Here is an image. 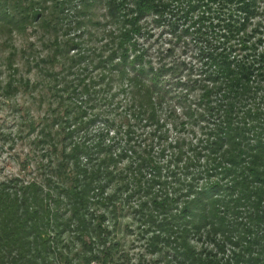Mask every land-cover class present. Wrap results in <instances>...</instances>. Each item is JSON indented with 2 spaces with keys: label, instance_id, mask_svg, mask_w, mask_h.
<instances>
[{
  "label": "trees",
  "instance_id": "16d2710c",
  "mask_svg": "<svg viewBox=\"0 0 264 264\" xmlns=\"http://www.w3.org/2000/svg\"><path fill=\"white\" fill-rule=\"evenodd\" d=\"M54 2L55 29L70 11L86 19L104 5L100 58L70 56L84 41L62 45L58 35L52 58L66 59L69 75L85 59L102 74L85 84L74 72L77 86L60 80L59 103L40 126L43 179L0 181V264H118V214L143 194L133 210L152 253L171 250L176 264H264V0ZM0 3V23L22 29L48 10H35L37 0ZM100 93L108 103L130 98L123 148L108 132L91 144L74 140L99 122L90 112ZM84 95L83 109L74 100ZM181 98L192 139L171 138L160 116ZM136 119L153 128L143 147ZM73 235L83 247L75 255Z\"/></svg>",
  "mask_w": 264,
  "mask_h": 264
},
{
  "label": "rangeland",
  "instance_id": "374dc122",
  "mask_svg": "<svg viewBox=\"0 0 264 264\" xmlns=\"http://www.w3.org/2000/svg\"><path fill=\"white\" fill-rule=\"evenodd\" d=\"M43 5H47L48 10L44 12L41 19H36L32 25L24 29L6 22L0 23V181L13 178H19L25 182L43 179L42 166L47 161L42 156V145L38 143L40 126L46 118H51L52 109L54 110L59 103L55 92L61 88L60 80L62 81V77L67 76L69 81L73 80V86H77L79 80H84L82 82L88 84L91 79V82L96 83L102 74L101 69L95 68V63H91L90 59H85L81 64L84 70L78 72L74 69L73 74L69 75L68 70L63 69L64 64L62 63L67 60L59 57L56 62L52 58L56 51L54 41L57 35L62 45L68 42L83 43L84 41V45L80 48L81 51H72L70 56L81 59L89 52L96 60L100 58L99 54L107 41V36L103 33V26L96 25L95 22L102 24L107 22L104 18L106 12L104 5H97L86 19L70 11L71 15L64 26L57 29L54 28V20L52 21L50 16V12L55 11V2L47 0L45 4V0H37L38 8L34 9L39 10ZM15 17V21L22 18L20 15H15ZM79 20L82 25L77 24ZM74 72L79 73V80L77 77L74 78ZM119 86L116 82L114 90H119ZM98 88L104 87L97 85L96 90ZM106 89L104 88L105 91ZM108 97L106 93L98 94L99 106L90 113L100 114V120L89 126L88 134L79 132L74 138L75 141H85L91 144L90 137L97 139L102 132L105 134L108 132V140L114 138L119 147H124L126 121L133 112L130 108V98L127 99L126 96L120 95L114 102L108 103L109 101L106 102ZM87 99L88 96L84 95L82 98L77 97L74 102L83 107V102ZM183 100V98L172 99L171 102L165 104L160 116L165 120L171 138L176 139L182 136L192 139V132L187 128L183 131L181 126V122L186 120V111L181 107L184 105ZM91 114L88 119H91ZM107 120H110L109 123ZM131 122L137 126L138 134L142 135L136 138V142L143 147L146 135L153 128L146 127L145 121L138 119L135 123ZM33 123L37 126L34 131L31 129ZM189 128L192 127L189 125ZM155 154H158V151H155ZM131 163V159H126L120 168L128 167ZM115 187L116 185H112L111 191ZM147 198L143 194V196H133L129 202L125 199L124 210L118 214L117 226L112 239L113 242L120 244L113 253L118 264H176L171 261L173 259L171 250L165 249L161 253H152L147 239L142 237L138 228L139 221L135 218L137 214L133 208H138L141 201ZM97 211L102 213L107 210ZM112 221L114 222L110 219L107 224L112 225ZM75 236H71L70 239V241L74 240V244H71L73 255L83 249Z\"/></svg>",
  "mask_w": 264,
  "mask_h": 264
}]
</instances>
